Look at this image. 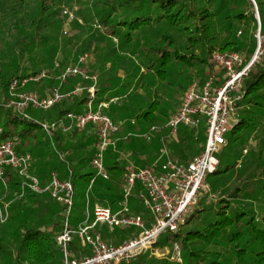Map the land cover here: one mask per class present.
Here are the masks:
<instances>
[{
	"label": "trees",
	"instance_id": "obj_1",
	"mask_svg": "<svg viewBox=\"0 0 264 264\" xmlns=\"http://www.w3.org/2000/svg\"><path fill=\"white\" fill-rule=\"evenodd\" d=\"M64 1L69 0H0V140L16 139L18 152L31 153L32 170L43 181L50 179L54 171L58 172L62 179H72L78 197L75 201V207L79 211V216L75 219L77 223L84 214L88 198L92 204L111 206L113 210L120 207L124 199L129 166L120 160L114 149L107 150L105 163L109 177L100 178L87 194V186L94 175L91 160L95 148L90 146L91 141L77 144V152L64 158L52 148L51 140L40 122L25 118L4 106L14 79L28 76L29 67L34 69L33 73L40 72V68H35L37 63L34 61L29 66H24L22 72L20 61H24L27 54L33 55L36 46L48 39L45 32L54 25L57 9ZM255 2L263 33L264 0ZM92 17L97 20L100 28L95 27L98 31L85 42L78 54L95 52L99 44L107 43L109 50L112 48L110 53L108 52L110 57L118 56L119 52L123 53L122 57L113 59L110 69L103 74V78L107 77L100 83L97 102L108 101L113 97L123 98L122 102H126L124 105L111 104L110 107H117L118 111L127 114H131L127 108L129 103L135 104L143 99L133 101L130 98L131 93L122 94L117 90L108 92L109 89L105 85L108 82L114 84L123 77L120 69L131 71L127 76L137 78V84L129 90L140 93V90L148 85L144 81V76L148 73L163 77L168 75L173 67L180 66L189 70L190 82L196 77L203 80L207 68L212 66L209 59L213 49L245 51L249 55L256 47L258 19L252 0H96ZM219 20L225 22L221 30L217 28ZM235 24L244 27V30H241L243 36L246 33L251 36L248 43L242 40L243 36H237ZM114 38L118 39L117 50ZM105 39L109 41H104ZM129 50L135 54L140 53V59L134 61ZM67 65L59 63V66L54 68L61 74ZM106 66L105 64L103 69ZM49 72L50 70L48 74ZM70 82L72 86L78 83L90 84L89 80L81 77H72ZM52 84L55 82L52 81ZM244 94L240 103L244 107L241 122L232 130L233 133L243 129L246 131L242 143L247 131L255 129L258 120L264 118V64L251 69L244 81ZM86 100L87 95L84 93L72 99L69 104L68 101H63L50 110H58L54 117L60 119L70 112L83 111ZM159 104L160 101L156 98L146 109L140 106L132 109L137 123L132 125V131L142 134L154 124H164L168 114L165 115L159 110ZM61 135L62 133L55 134L59 145ZM193 136L201 144L198 130L191 133L190 137ZM160 138L161 136L156 135L154 139L160 143ZM121 139L122 142L118 141L117 147L123 143L124 139ZM126 140L139 148L145 146L142 139L132 135ZM187 140L185 134L182 137L179 135L176 144L179 157L184 159H189ZM202 148L200 147V151ZM81 151H85V154L81 155ZM237 165L238 161L222 167L220 160V165L213 174L220 177V185H224L233 176ZM247 165L251 166V170L239 186L226 191L224 195L220 194L218 201L205 200L204 205L196 208L188 218L184 225L188 229L183 227L177 232L167 231L154 244V249L177 244L182 252L183 263L172 262L169 258L154 260L149 258V254L142 253L122 264H264V147L260 148L256 157L252 155L244 161L238 175L240 179L243 176L242 169ZM212 187L218 189L216 184ZM0 188L5 192L11 190L15 193L16 202L13 206L17 208V213L5 224L7 231L0 237V264H22L23 260L32 264L60 262L61 251L54 239L55 233L61 228L59 208L54 212L49 205L41 203L42 213L38 214L30 207L32 201L41 202L40 199L45 198L42 196L49 194H38L26 189L21 196V178L10 167L6 168L3 179H0ZM142 192L143 189L138 184L139 196ZM255 202L258 203V209L255 208ZM132 208L151 219L146 208ZM27 217L32 218L35 225H29L28 220H24ZM36 220L41 221L38 223ZM43 223L53 224V231L42 229ZM5 238L19 243L16 256L3 244ZM72 248H76V243Z\"/></svg>",
	"mask_w": 264,
	"mask_h": 264
},
{
	"label": "built area",
	"instance_id": "obj_2",
	"mask_svg": "<svg viewBox=\"0 0 264 264\" xmlns=\"http://www.w3.org/2000/svg\"><path fill=\"white\" fill-rule=\"evenodd\" d=\"M68 21L77 19L74 11L63 10ZM258 31L255 34L256 47L248 58L240 51H220L215 49L210 54L211 67L207 68L203 80L196 78L188 86L178 109L170 115L166 123L169 133L161 136L159 157L150 165L130 166L126 175L124 199L117 210L100 203L92 204L87 200L83 218L72 225L75 209L76 188L72 179H62L58 172H52L50 179L44 182L33 170L31 153H20L16 139L0 140V179H3L6 168L17 172L22 181V193L26 189L34 193H48L62 206L61 229L55 234V241L63 255L64 264H116L128 262L151 249L160 236L167 231H180L188 218L198 208L203 195L209 194L214 200L219 193L205 191L206 180L215 173L220 165L218 154L228 145L227 133L241 122V105L244 99V81L256 64L264 61V32H261V20L258 13ZM96 28L100 25L95 23ZM66 33V31H65ZM242 31H239L241 34ZM118 43V39L114 38ZM88 53L81 54L76 63H70L59 76L60 83L47 89L45 94L32 91H21L6 102V107L17 113L28 116V111L41 109L48 111L58 103L72 96L87 95L85 107L81 112H70L67 116L73 121L65 120L42 124L53 139L57 128L69 130L77 126L81 130L92 126L96 133L95 152L91 160L94 175L87 186V194L97 181L108 179L106 152L116 149L120 123L106 112L111 104H119V97L108 101L97 102L99 74L92 73L89 67ZM59 66V63H56ZM48 72V71H47ZM46 71L30 74L15 79L10 85L15 91L20 85L25 86L30 80L38 81L47 76ZM81 77L89 80V85H77L72 91L65 92L63 86L72 78ZM204 123L206 142L201 153L189 159L174 155L171 143L178 140L180 126L193 129ZM163 129L152 125L148 131L137 134L138 137L152 140L155 134ZM53 141V140H52ZM53 144L54 141H53ZM143 192L140 194L145 208L151 217V223L142 214L132 209L130 198L137 194V185ZM210 189V186H209ZM205 193L203 194V192ZM196 207V208H195ZM11 203L0 200V222L6 223L10 218ZM98 226H107L110 232L116 230L138 229L137 236L119 246H111ZM78 241L82 250L89 249L90 255H77L72 248Z\"/></svg>",
	"mask_w": 264,
	"mask_h": 264
},
{
	"label": "rangeland",
	"instance_id": "obj_3",
	"mask_svg": "<svg viewBox=\"0 0 264 264\" xmlns=\"http://www.w3.org/2000/svg\"><path fill=\"white\" fill-rule=\"evenodd\" d=\"M95 1L96 0H69L67 2L64 1L60 4V6L56 12L54 25L51 28L47 29L45 32L46 35H48V39L45 42H40L36 46L37 48H35V52L33 53V55L27 54L25 60L20 61V64L22 67V72H23L24 66H29L34 61L35 63H37L35 68L38 67L41 70L38 68H36V69L40 70V72H42V71L47 72L50 70L49 74L47 72V76L41 78L38 81H35V80L28 81L25 86L20 85L15 91H11V89L9 87V93H8V96L6 97V99L4 101V106H6V102L9 99L14 97L15 94H17L21 91H32V92L42 93L46 89L57 86L60 83V80H59L60 74L58 73V71H56L57 69L54 68V66H56V63H61V64L62 63H66V64L76 63L78 57L84 53H88L90 55L89 67H88L89 69L88 70L92 73L99 74V83H100V78H101L100 72H96L95 70L98 71V69H103L105 64L112 63L114 58L122 57L123 53L116 51L117 53L119 52V55L118 56L113 55V57H110L109 51L112 50V48H110V50H109V47H108L109 44L107 43V44H99L98 45L99 47L95 48V52L94 51L93 52L86 51L84 53L78 54L80 48L82 46H84L85 42L87 40H89L93 35H95L96 32L98 31V29L95 28V23L98 24V22L96 19H94L92 17V15L94 14V2ZM66 8L74 11V13L77 17V19L75 21H68L67 18L64 16L63 10ZM224 23L225 22L223 20L217 21L218 30L223 29ZM240 30H244V27L240 26L239 24H235V31H237V36L239 38H241L243 36V34H239ZM65 31H66V33H65ZM250 39H251V36L247 33L242 37V40L244 42H247V43L249 42ZM104 41H109V39H105ZM116 44L117 45L115 46V49L117 50L119 46H118V43H116ZM253 48H254V45H252V49ZM215 49H218L220 51H233V50H222L220 48H215ZM215 49H213V50H215ZM130 52H131L130 53L131 56H133L134 61H137L138 59H140V53L135 54V53H133V51H130ZM240 52H242L248 58V60L253 55V53L252 54L249 53V55H248L247 52H245V51H240ZM36 56L38 58L37 61H36ZM98 62H99V65H98ZM95 64L98 66L97 67L98 69L93 68V66H95ZM262 64H264V61H262L261 63L256 64V65H262ZM29 70H30L29 75L30 74H36V73H33L34 69L29 67ZM122 70H124V69H122ZM124 71L128 74L131 72L129 70L128 71L124 70ZM40 72H38V73H40ZM126 73L122 72V74H125V75H126ZM188 75H189V70L181 68L180 66L173 67L171 69V71L169 72V74L165 75L163 77L156 75V74L151 75L150 73H148L144 76V81L148 85H147V87L144 86V88H142L140 90V93H134L131 90H129L130 88L132 89L137 84V82H136L137 78L135 79L134 77H131L129 75V77L123 76L120 79L116 80L114 85H117V87L114 86V88H118V87L121 88L120 91L122 94L131 93L130 98L133 101H137L140 98L143 99V100L140 99V101H138L135 104H133V103L128 104L127 108L131 114H127L124 111L119 112V118L122 120H124V119L125 120L120 125V131L116 135V138H118L121 135V137L124 139L123 141L129 142L128 140H126L128 136L130 137V135H132V136L138 137L137 134H140V133H136V132L132 131V125H137L136 120H134V122L132 121V119H135V113L133 114L132 109H136L135 107H138V106L142 107L143 109H146V108H148L151 101H153L156 98H158V100L160 101L159 110L161 112H163L165 115L168 114V117H167L166 122L164 124H155V125L161 127L163 130L160 133L155 134L153 139L156 137V135H159V137L160 136H166L169 133L168 129H166V126H165L167 121H168V118L180 106V104L183 100L184 94L187 91L189 84L191 83ZM196 78H198V77H196ZM52 81L55 82L54 85L52 84ZM77 85H79V83L72 86V84L69 80L63 86V90L65 92H70ZM33 89H35V90H33ZM76 97H79V96H72V97H69L68 99H66L64 101H68L67 104H69L71 102V100L76 98ZM122 99L123 98H120L118 100V102H119L118 106H122L126 103V102H122L123 101ZM61 103H58V104H61ZM135 105H137V106H135ZM243 109H244V107H243V105H241V115H242ZM27 114H28L27 118H33L35 120L41 121L43 123H48V124L51 122L61 121V120H65L66 123H69V124H71L73 122L67 116L69 113L65 117L60 118V119H57L56 117H54V115L58 114V110H55L52 112H51V110H49V111L45 112L44 110H41V109H33V110H29ZM37 118H39V119H37ZM89 127L92 128V126H89ZM75 130H78L79 132H75ZM197 130L199 131V137L201 140V144L196 140L195 136L190 137L191 133H193V132L196 133ZM85 132H87V129L81 130L77 126H73L69 130H64V128H61V127L57 128L55 131V134L62 133V136H63L60 145L55 140V136L53 137V139H51L49 134L48 133L47 134L51 140L52 148L57 150L59 153H61L62 156H64V158H66L70 155L73 156L75 154V152H77L75 150L76 147L78 146L77 140ZM205 132H206V126L204 123H202L198 127V129H193L191 127L184 126V125L180 126L179 135L182 137L185 134L187 136V139H188L187 140L188 141V144H187L188 149L187 150H188V157L189 158H192L193 156H195V155H197L203 151L204 144L206 142ZM245 132L246 131L243 129V130H238L237 133L236 132L233 133L232 131L227 133L226 137H227L229 143L223 149V151L218 154V157L221 160V166L222 167H225L228 164H235V162L238 161V165L234 169L233 176L231 178H229L228 181L224 185H220V183H218V179L220 177L213 175L214 173L209 175V177L206 180L205 191H209L210 193H214V194L219 193V194L224 195V193L226 191L232 190L235 187L239 186L242 182V179H244L248 175L249 170H251L250 165L249 166L247 165L245 168L243 167V169H242L243 170V176L241 177V179L238 176L240 173V170H241V165L244 163V161L250 159V157L252 155L256 157L259 154L260 148L264 147V118H260L258 120L257 127L255 129L247 131V133L245 134V138L243 140L244 143H242L243 135ZM239 136H240V138H238ZM138 139H142L144 142L147 143V140L144 137H140V138L138 137ZM153 139H152V141L149 140L150 144L153 143L150 145L149 149L151 152L155 153V158H158L159 157V149L161 147V142L159 143V142H157V140H155V139L153 140ZM52 140L54 141L55 144H53ZM118 141H120V140H118ZM177 141L178 140H175L174 142H172L170 144L171 145L170 147H171L174 155L179 157V154L176 151ZM200 147H203L201 151H200ZM122 148L123 147H121V149ZM66 151H68V152L66 153ZM115 151L119 154L120 160L123 163H127V159H125L121 156L119 147H117L115 149ZM80 154L84 155L85 151H81ZM211 184L212 185L216 184V187H218V189H213ZM209 186H210V189H209ZM205 191L203 192V194L205 193ZM217 191H219V192H217ZM14 195H15V193L11 192V190L9 192H5L2 188H0V200L8 201L11 203L12 209H11V213H10V218L17 213V208H15L13 206V203L16 202L14 200ZM42 197H45V198H41L40 199L41 202L35 201V200L32 201V205L30 207L33 208V210H35L34 213H36V212L38 214L42 213V204L41 203L49 205L51 207V209L54 210V212L57 211V209L59 208L60 223H61L62 219H63L62 206L54 198H52L49 195H43ZM76 199H78V197H76V195H75V201H77ZM205 200H207V202L218 201V200H214L213 198H211L209 196V194H207L206 196L203 195L198 208L199 207L201 208V206L204 205ZM130 206L131 207L133 206V207L141 209V210L145 209L143 199L140 198L138 193L130 198ZM256 207L258 209V203L255 204V208ZM78 212L79 211L75 207L74 212H73V216H72V225H76L75 219H76V217L79 216ZM46 217H47V215L45 216V218ZM82 218H83V215H81V219ZM31 219L32 218H29V217L24 218V220H28L29 225H31V224L35 225V221L32 222L33 219L32 220ZM36 221H38V223H39V221H41V220H36ZM6 223L0 222V237L3 235V233H5L7 231V227L5 226ZM41 228L42 229L48 228L49 230H52V231L54 229L53 224H45V223H43L41 225ZM183 229L186 230V229H188V227L186 226ZM97 230L103 234L105 240L111 246L122 245L127 240L132 239L135 236H137L138 233L140 232V230L135 229V228L128 229V230H116L114 232H110L109 229L107 228V226H98ZM165 234H166V232H164L162 235L164 236ZM75 243H76V248H74V251L77 255H81V256L90 255L91 252L88 248L85 250H82L79 247L80 246L79 242L76 241ZM3 244L5 245V247L11 249L13 251L14 256H16L17 248L19 246L18 242H12L11 240L5 238L3 240ZM145 253L149 254L150 259L155 260V259H167V258H169L172 262L183 263L182 252H181L180 248L178 247V245L175 243L174 244H168L164 248L154 249V247H152L151 249H149ZM59 257H61L60 262H58L56 264H64V258H63L62 253H61V256H59ZM125 262L126 261H123L121 263H116V264H122ZM22 264H32V263L27 261V260H23Z\"/></svg>",
	"mask_w": 264,
	"mask_h": 264
},
{
	"label": "crops",
	"instance_id": "obj_4",
	"mask_svg": "<svg viewBox=\"0 0 264 264\" xmlns=\"http://www.w3.org/2000/svg\"><path fill=\"white\" fill-rule=\"evenodd\" d=\"M107 66H106V68H104V69H98L97 67V65L95 64V66H93V68L94 69H98V71L97 70H95L96 72H100V76H101V78H100V83H102V81L107 77H105V78H103V74L104 73H107L108 72V70L110 69V66H111V63H107L106 64ZM120 74L121 75H123V76H127V73L124 71V70H122V69H120ZM122 72H124V73H126V75L125 74H122ZM100 83H99V85H98V88L100 89ZM81 83H79V85H80ZM106 87H108V92H114V91H120V89L121 88H114V86H116L117 87V85H114V84H110L109 82L105 85ZM66 87V86H65ZM46 91H47V89L46 90H44L41 94H45L46 93ZM85 107V106H84ZM84 107H83V109H84ZM117 107H109L108 109H106V112H107V114L109 115V116H111L116 122H118V123H120V125L122 124V122L125 120H122V119H120L119 118V112L120 111H118L117 109H116ZM82 109V110H83ZM176 110V109H175ZM134 120H136V119H132V121L134 122ZM89 129H87V132H85V134H83L80 138H78V144H82V143H88V142H90L91 141V145L90 146H95V143H96V134H95V132H94V130L92 129V128H90V127H88ZM62 135H61V139H62ZM84 137V138H83ZM122 137L121 136H119L118 137V140H120L121 142H122V139H121ZM140 138V137H139ZM147 140V139H146ZM148 141V140H147ZM134 143H129V142H125V141H123V143H121V146H119V149H120V153H121V156L123 157V158H125V159H127V165L130 167V166H136V167H140V166H146V165H150V164H152L157 158H155V153L154 152H151L150 151V149H149V147H150V145L151 144H153V143H146V142H144V144H145V146L144 147H142V148H139V147H136V146H134L133 145ZM121 147H123L122 149H121ZM67 153V152H66ZM122 159V158H121ZM49 180V178L48 179H46V180H44V182H47ZM147 218V217H146ZM147 220H148V223L150 224L151 223V219H148L147 218ZM81 221V220H80ZM79 222V221H78ZM57 233V232H56ZM55 233V234H56Z\"/></svg>",
	"mask_w": 264,
	"mask_h": 264
},
{
	"label": "water",
	"instance_id": "obj_5",
	"mask_svg": "<svg viewBox=\"0 0 264 264\" xmlns=\"http://www.w3.org/2000/svg\"><path fill=\"white\" fill-rule=\"evenodd\" d=\"M252 2H253L254 5H255V8H256V17L258 18V7H257V5H256L255 0H252Z\"/></svg>",
	"mask_w": 264,
	"mask_h": 264
}]
</instances>
